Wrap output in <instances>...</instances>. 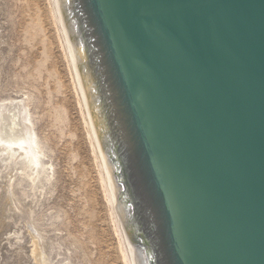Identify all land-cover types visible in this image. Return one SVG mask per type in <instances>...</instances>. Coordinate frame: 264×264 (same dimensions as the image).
I'll return each instance as SVG.
<instances>
[{"label":"water","instance_id":"95a60500","mask_svg":"<svg viewBox=\"0 0 264 264\" xmlns=\"http://www.w3.org/2000/svg\"><path fill=\"white\" fill-rule=\"evenodd\" d=\"M146 264H264V0H65Z\"/></svg>","mask_w":264,"mask_h":264},{"label":"rangeland","instance_id":"374dc122","mask_svg":"<svg viewBox=\"0 0 264 264\" xmlns=\"http://www.w3.org/2000/svg\"><path fill=\"white\" fill-rule=\"evenodd\" d=\"M49 13L48 0H0V101L28 94L52 165L45 189L33 193L26 180L10 189L15 170L0 160V264H122Z\"/></svg>","mask_w":264,"mask_h":264},{"label":"bare ground","instance_id":"6f19581e","mask_svg":"<svg viewBox=\"0 0 264 264\" xmlns=\"http://www.w3.org/2000/svg\"><path fill=\"white\" fill-rule=\"evenodd\" d=\"M64 3L65 0H48L49 14L67 62L85 135L97 167L98 179L113 233L117 238L120 258L122 264H146L143 251L132 243L121 218L123 211L118 203L119 187L113 166L108 159L107 152L102 147L104 135L97 118V108L91 93L88 75L80 66L84 60L83 50L71 36L72 29L65 17ZM28 97V94H22L17 98L0 101V160L3 162L2 167L15 170V173L12 171L8 173L10 189L26 180L27 186L33 193L36 191L41 193L51 179L52 165L43 160L44 153L40 140L30 118ZM33 254L37 260L42 259V254L38 249L33 250Z\"/></svg>","mask_w":264,"mask_h":264}]
</instances>
